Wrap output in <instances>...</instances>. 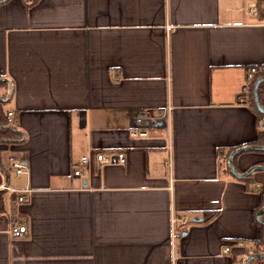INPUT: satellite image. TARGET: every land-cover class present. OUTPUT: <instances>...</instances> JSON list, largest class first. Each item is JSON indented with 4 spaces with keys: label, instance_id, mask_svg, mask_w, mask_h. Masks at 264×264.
<instances>
[{
    "label": "crops",
    "instance_id": "0c3cea01",
    "mask_svg": "<svg viewBox=\"0 0 264 264\" xmlns=\"http://www.w3.org/2000/svg\"><path fill=\"white\" fill-rule=\"evenodd\" d=\"M263 62L258 0H0V92L24 134L0 143V189L30 195L2 189L0 264H245L264 170L248 183L220 149L258 136L261 117L239 95ZM143 124L149 136H132ZM99 151L126 161L83 164ZM236 165H264V151ZM15 220L28 235L10 233Z\"/></svg>",
    "mask_w": 264,
    "mask_h": 264
},
{
    "label": "built area",
    "instance_id": "2783aa9c",
    "mask_svg": "<svg viewBox=\"0 0 264 264\" xmlns=\"http://www.w3.org/2000/svg\"><path fill=\"white\" fill-rule=\"evenodd\" d=\"M251 12H255V7H250ZM258 72H264V62L260 65L251 66L248 70V81L242 86L239 95V101L242 103H251L252 89L250 83L255 79ZM8 118L10 124L14 122V113L12 111L8 112ZM139 120L147 122V124L155 126L160 123L161 119L158 116L150 115L147 113L141 114L139 116ZM259 129H264V116H261ZM131 134L134 137H147L149 136V131L146 126H135L131 129ZM12 168L14 169L17 175L26 172L27 165L22 161L17 159L14 155L9 156ZM126 161V153L124 151H119L115 153H106V152H92L91 154H86L82 156L83 164H91L97 165L99 168H102L109 164H121ZM74 173L76 175L83 174L82 168H77ZM1 188L4 190H8L12 195H16V200L18 203H26L30 199L29 190H18L17 188L10 186L9 184H2ZM182 224L187 223V216L182 215L177 219ZM28 225L25 222L15 220L10 228V233L14 237H22L28 235ZM236 247H242L243 242L237 241L235 242ZM233 245L227 244L224 246V252H230L232 250Z\"/></svg>",
    "mask_w": 264,
    "mask_h": 264
},
{
    "label": "trees",
    "instance_id": "16d2710c",
    "mask_svg": "<svg viewBox=\"0 0 264 264\" xmlns=\"http://www.w3.org/2000/svg\"><path fill=\"white\" fill-rule=\"evenodd\" d=\"M38 0H26L27 4L30 6L37 2ZM264 0H258V10L260 16L264 17V6H263ZM4 75L0 73V91L3 87H6L8 84V81L4 79ZM261 79V80H260ZM251 89H252V96H251V104L254 107V109L258 112L259 116H264V113L261 112L257 106V103L259 102L262 107L264 108V72H258L255 79L250 83ZM257 90V98L255 96V91ZM9 96V93H3L0 92V143L5 144H12L17 143L23 140L24 134L20 130H18L14 125H11L8 118V112L5 109V104L7 103V98ZM251 144H258L264 146V129L259 130L257 138L250 142ZM240 147V146H237ZM235 147H229L227 149H220V153H223V169L231 173V170L229 168V156L233 150L237 148ZM258 151H264V150H258ZM242 153V152H241ZM240 153L236 154L234 157V166L235 168L244 173L247 170H240L236 165V158ZM240 178V177H239ZM241 179H244L248 183L252 181V173L241 177ZM16 196V195H15ZM17 197H15L16 199ZM264 206V194L261 195L260 203L258 205L257 210L259 211ZM5 210V202H4V191L0 189V212H3ZM262 218L264 219V213L262 214ZM260 226V237L255 240L256 243V251L258 253L264 252V223L259 221ZM252 261H255L256 264H264V257H254L251 259Z\"/></svg>",
    "mask_w": 264,
    "mask_h": 264
},
{
    "label": "water",
    "instance_id": "95a60500",
    "mask_svg": "<svg viewBox=\"0 0 264 264\" xmlns=\"http://www.w3.org/2000/svg\"><path fill=\"white\" fill-rule=\"evenodd\" d=\"M5 80H7L6 78H4ZM261 80V79H260ZM255 96H256V100H258L257 98V90L255 89ZM11 95V93H10ZM257 106L259 108V110L261 112L264 113V108L262 107V105L258 102L257 103ZM247 150H264V146L262 145H258V144H249V145H245V146H242V147H239V148H236L235 150H233L229 156V168L231 170V172L237 176V177H245L249 174H251L253 171L257 170V169H263L264 170V165H254L252 167H250L246 172L242 173V172H239L235 166H234V157L236 154L238 153H241V152H244V151H247ZM264 213V206L258 211L257 213V218L260 222L264 223V219L262 218V214ZM254 257H264V252H261V253H253V254H250L246 261H245V264H249V261L254 258Z\"/></svg>",
    "mask_w": 264,
    "mask_h": 264
},
{
    "label": "rangeland",
    "instance_id": "374dc122",
    "mask_svg": "<svg viewBox=\"0 0 264 264\" xmlns=\"http://www.w3.org/2000/svg\"><path fill=\"white\" fill-rule=\"evenodd\" d=\"M7 104V103H6ZM6 104H5V109L7 110V108L9 107L8 105L6 106Z\"/></svg>",
    "mask_w": 264,
    "mask_h": 264
}]
</instances>
